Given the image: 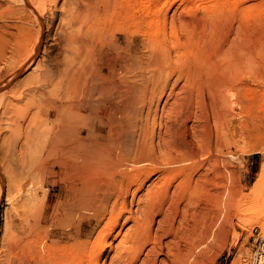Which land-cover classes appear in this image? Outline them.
Masks as SVG:
<instances>
[{
    "label": "bare ground",
    "instance_id": "1",
    "mask_svg": "<svg viewBox=\"0 0 264 264\" xmlns=\"http://www.w3.org/2000/svg\"><path fill=\"white\" fill-rule=\"evenodd\" d=\"M15 1L0 0V69L10 67L0 74V126L27 95L38 96L36 116L53 119L24 168L9 167L6 182L0 170V196L6 184L17 217L0 264H205L208 240L263 213L264 164L246 193L224 156L237 129L263 137L250 85L261 43L250 22L224 26L217 15L225 3L242 16L253 4L207 1L213 15L189 43L192 21L178 18L183 42L175 19L167 28L166 0L146 4L142 22L128 19L125 0ZM240 85L245 97L235 96ZM45 184L59 186L54 203L46 191L38 199Z\"/></svg>",
    "mask_w": 264,
    "mask_h": 264
},
{
    "label": "rangeland",
    "instance_id": "2",
    "mask_svg": "<svg viewBox=\"0 0 264 264\" xmlns=\"http://www.w3.org/2000/svg\"><path fill=\"white\" fill-rule=\"evenodd\" d=\"M17 1L19 0H16L15 4L17 3ZM161 1H165V0H161ZM167 1L170 3L169 5L170 11L168 13V18H167V28L168 27L170 28V26L172 25L171 23L173 21L171 20L175 19V23H174L175 28L177 27L176 35H178L179 39L183 41L185 38L183 37L185 35L184 32L187 28H185V26L183 27L184 23H182L180 19L182 20L187 19L189 23L192 21L190 24H193L194 28L193 31L190 30L192 29V26L188 24L187 27L188 29L190 28L188 31H190L191 36H189L190 41L188 39V41L186 42L190 43L191 41L192 42L195 41V38L197 39L198 38L197 35L200 33L202 20L205 17H208V14L210 12L209 11L210 9L205 10V12L203 9L204 7L206 8L205 3H207V1L209 0H166V2ZM21 2L19 1L18 2L19 4L17 3L16 5H21ZM154 2L155 0H125V7H126L125 11H127L128 14L132 15L129 16L128 19H131L133 17L136 19V21L142 22L143 19L146 18L145 15L146 12L143 11L142 8L144 9L145 6H147L148 4L152 5V3ZM242 2L244 4H250V3H251L250 5L253 4L252 9L248 15L242 16L241 13L238 15V13L236 12H239L238 11L239 6L238 7L236 6L237 8L233 7L232 9L231 7L227 6L229 5L228 3H225L219 6L220 13L217 11L219 13V14L217 13L219 18L217 17V15L216 17L219 19V21L225 18L222 20L223 22L221 21L224 26L226 23L232 21V19L233 20L241 19L242 22H248V23L250 22L249 26L251 24L250 27L254 28V34L256 38V40H254V43L255 42L257 44L261 43V47L257 49L259 51L255 50L257 51L255 57L258 60L255 67V72L256 75L258 76L257 77L258 79L253 81L250 80L251 92L254 96V102H252V105L255 113L264 116V99H263L264 98V92H263L264 91V0H243ZM164 7L163 10H161L160 13L161 16L164 14V11L166 9V6ZM128 9L129 10L134 9V10L133 11L130 10L131 11L130 12L128 11ZM205 13L207 16L204 17ZM181 14H183L182 15L183 17L181 16ZM209 15H213V13ZM171 16H173V18ZM234 16L237 17L235 18ZM178 18H180L179 21ZM177 22H179L178 26H177L178 24ZM56 23H58L57 19H56ZM180 23H182V26H180L181 25ZM180 27H183L181 29H183L182 31L184 32L180 31L181 30ZM54 28H57V25L52 26L50 31L51 34L53 33ZM30 70L31 69H28L24 71L22 74L18 75L15 78V80H13L7 86L8 94L10 96L16 95L17 91L25 85L26 83L25 76L32 72ZM9 72H10V67L8 68L7 66H2V68L0 69V74L2 76H4V74H8ZM242 73L246 74L245 71H243ZM235 92H236L235 96L245 97L244 89L241 85L239 88L235 87ZM37 98L38 96L32 98L28 95L26 97L24 96L21 100L15 98L12 120L6 119L2 121L3 125L1 124L2 126H0V134H1L0 135V168H1L0 170L4 175L5 182L7 177L6 174H8L7 170H9L8 169L9 167H13L15 170H20L27 165L26 163L31 159V157L36 156L37 151L39 150L37 145H34L36 144V141H38L36 137L40 135V131L42 130L43 125L45 127V125L49 124V122H51V120L53 119V117L45 118V116L42 115V113H38L37 116L33 113L35 112L36 109L34 104L37 103L36 100ZM44 119L46 120V122L44 121ZM258 131H259L258 133L263 135V137L261 136L256 141L253 140L248 141V136L246 131L243 130L239 131V129H237L234 135L236 144L234 143L231 144V148L230 149L228 148L229 150H226L227 148H224L225 154L223 153L225 157L227 156L226 159L232 165L235 166L234 168L235 180L237 181L239 180L238 182L245 183L244 192L246 193L249 192L251 186H253L254 181L259 176L261 165L264 164V128H260ZM39 144H41V142H39ZM204 152L206 155L205 156L203 155V157L201 158H207L210 154L208 149H205ZM5 166L6 169L4 168ZM4 187H5L4 191L0 196V240L4 232V229L8 227V226L6 227L7 223L9 224V226H11L12 231L16 229L14 226L10 225V221L12 219L17 218L15 211L11 207L13 205H11V202L7 199L6 184L4 185ZM44 191H46L47 193L48 201L51 199V201L54 203L58 199V195L60 192L59 186L57 185L52 186L49 184H45L43 188H41V190L39 191L38 199L40 201L43 197ZM221 204H222L221 207H223L224 202H222ZM249 205L250 203L246 204V206ZM224 208L225 207H223V209ZM224 210L225 211L228 210V212L233 214L234 213L233 211L235 210V205L233 206L226 205V208ZM253 215L255 216L253 217ZM7 220L8 222H6ZM234 221H236L234 227H232L227 232L225 239H222L221 241L208 240L209 248L207 251L208 253L205 254V258H204L205 264H232V263L234 264L235 261L237 260H238L236 262L237 264H246L250 256V252L252 250V248L250 247H253L254 244L259 239L264 237V226H263L264 211L260 215H258V213H255L252 214L251 216H248V218L245 219V221H243L244 224L243 222H240L241 224L240 225L236 219ZM221 242H223L224 244H222ZM217 245H219V247ZM211 246L214 247L212 248ZM194 255L195 253L192 255L193 256L192 260L195 262L196 257Z\"/></svg>",
    "mask_w": 264,
    "mask_h": 264
},
{
    "label": "built area",
    "instance_id": "3",
    "mask_svg": "<svg viewBox=\"0 0 264 264\" xmlns=\"http://www.w3.org/2000/svg\"><path fill=\"white\" fill-rule=\"evenodd\" d=\"M246 264H264V237L254 244Z\"/></svg>",
    "mask_w": 264,
    "mask_h": 264
}]
</instances>
